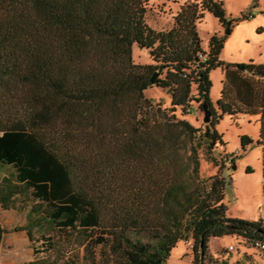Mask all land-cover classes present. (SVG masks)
<instances>
[{
  "label": "trees",
  "instance_id": "trees-1",
  "mask_svg": "<svg viewBox=\"0 0 264 264\" xmlns=\"http://www.w3.org/2000/svg\"><path fill=\"white\" fill-rule=\"evenodd\" d=\"M147 2L0 0V165L10 172L0 209L28 207L15 228L32 249L25 264H84L78 250L95 245L109 251L106 264H166L188 240L192 264H206L211 238L264 240L261 220L227 216L212 156L223 145L215 130L223 115L256 117L264 148V65L220 60L224 37L201 47L196 24L205 12L229 29L222 0L187 1L159 30L147 23ZM134 46L151 64L133 61ZM217 68L214 106L209 74ZM152 87L168 91L170 113L145 97ZM192 101L210 113L203 144L174 114ZM251 144L240 137L241 150ZM203 146L219 167L206 178Z\"/></svg>",
  "mask_w": 264,
  "mask_h": 264
},
{
  "label": "rangeland",
  "instance_id": "rangeland-1",
  "mask_svg": "<svg viewBox=\"0 0 264 264\" xmlns=\"http://www.w3.org/2000/svg\"><path fill=\"white\" fill-rule=\"evenodd\" d=\"M200 2L201 0H148L147 23L155 29L167 28L180 6L185 2ZM228 20L229 29L223 28L218 20L208 12L204 13L202 21L196 24L198 36L203 48L208 46L213 35L224 37L223 49L219 59L225 63H244L253 61L264 65V0H222ZM252 14V18L243 19V15ZM230 23V24H229ZM228 31V33H227ZM132 58L136 64H151L146 50L133 47ZM211 81L210 99L215 106L220 96L221 81L223 78L221 68L210 72ZM145 97L153 105H159L161 110L170 113V94L159 88H148ZM195 96L194 89L192 90ZM199 104L192 101L190 107L182 112L175 109L178 119L186 120L196 130L195 142L202 143L201 138L206 123L203 122V111ZM215 130L220 136L223 145L212 146V156L218 166L222 167L220 175L225 179L224 203L227 206V216L246 221H262L264 226V196L262 194V156L264 148L256 146L258 138V125L256 117L239 115L231 119L223 115L218 119ZM250 138L253 144L241 150L240 137ZM203 144V143H202ZM206 147L198 150L200 162L199 173L202 178L218 172V166L205 159ZM231 159L234 163H231ZM223 161V164L221 163ZM0 165V176L2 174ZM24 210H10L0 212V225L4 233L0 237V264H25L32 259V249L23 231H15L25 225ZM264 241V240H263ZM226 243V244H223ZM211 238L208 241V261L206 264H264V250L253 246L252 241L239 236H232L224 242ZM192 240L180 242L172 250L166 264H192ZM233 246V250L228 247ZM86 252L83 247L78 250V257L84 264H106L110 262L107 248L95 245ZM84 260V261H83Z\"/></svg>",
  "mask_w": 264,
  "mask_h": 264
},
{
  "label": "built area",
  "instance_id": "built-area-1",
  "mask_svg": "<svg viewBox=\"0 0 264 264\" xmlns=\"http://www.w3.org/2000/svg\"><path fill=\"white\" fill-rule=\"evenodd\" d=\"M198 57L200 59H203V60L206 59V55H204V54H199ZM252 243H253V246L255 248L260 249V250H264V241H261V240H253ZM228 249L229 250H233V246H229Z\"/></svg>",
  "mask_w": 264,
  "mask_h": 264
},
{
  "label": "water",
  "instance_id": "water-1",
  "mask_svg": "<svg viewBox=\"0 0 264 264\" xmlns=\"http://www.w3.org/2000/svg\"><path fill=\"white\" fill-rule=\"evenodd\" d=\"M227 33H228V31H227ZM157 77H158V73L155 72L151 77V81L155 80ZM202 110H203V114H204L203 122L207 124L209 122V119H210V113L206 110L205 106L202 107Z\"/></svg>",
  "mask_w": 264,
  "mask_h": 264
},
{
  "label": "crops",
  "instance_id": "crops-1",
  "mask_svg": "<svg viewBox=\"0 0 264 264\" xmlns=\"http://www.w3.org/2000/svg\"><path fill=\"white\" fill-rule=\"evenodd\" d=\"M170 23V22H169ZM168 23V24H169ZM201 47H202V45H201ZM208 47V46H207ZM207 47L206 48H203L204 50H206L207 49ZM2 167V169H3V171H2V174H1V176H0V182L2 181V180H4V179H6V178H8L9 176H10V172L9 171H7V170H5V168L3 167V166H1ZM0 212H7V211H4V210H1L0 209ZM226 239H228V238H225V239H222V240H220L222 243L226 240ZM223 244H226V243H223Z\"/></svg>",
  "mask_w": 264,
  "mask_h": 264
}]
</instances>
